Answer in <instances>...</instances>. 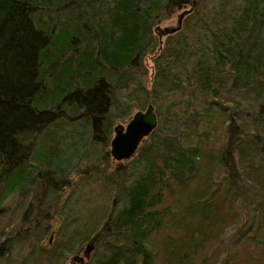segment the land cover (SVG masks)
<instances>
[{"label": "trees", "instance_id": "16d2710c", "mask_svg": "<svg viewBox=\"0 0 264 264\" xmlns=\"http://www.w3.org/2000/svg\"><path fill=\"white\" fill-rule=\"evenodd\" d=\"M137 91L158 127L112 165ZM91 180L102 209L66 213ZM16 247L12 264H264V0H0V264Z\"/></svg>", "mask_w": 264, "mask_h": 264}, {"label": "rangeland", "instance_id": "374dc122", "mask_svg": "<svg viewBox=\"0 0 264 264\" xmlns=\"http://www.w3.org/2000/svg\"><path fill=\"white\" fill-rule=\"evenodd\" d=\"M208 8L213 7L211 2L207 1V5ZM182 11L180 12H176L174 13L173 16L170 17L169 20H166L162 23H160L159 25V29L160 31H158V37L161 38V41H165L164 37V33L165 30H168V32H171V30L176 29L179 27L178 25V21L181 17ZM167 32V33H168ZM147 68L148 69H152L153 66V62L152 59H148L147 60ZM144 93L142 92H134L132 94H130V96L128 98H126V102L128 104H131V106H133V110L131 112V115L133 116L134 113L140 111L139 108H143L142 110H145L148 106V104L142 105L141 103L144 101ZM162 103V101H161ZM165 103V104H164ZM164 108H167V103L165 101H163L162 103ZM129 122V121H128ZM128 122H123L120 124L126 125ZM119 124V125H120ZM117 162H115L113 160L112 165H116ZM77 183L74 182V185H76ZM79 187L77 189L71 187L70 189H68L67 191H65L64 196L62 197V199L60 200L59 204L62 205L63 202L65 200H67L68 198L69 200V205H68V209H66V213H70L72 215L75 216V212L77 211V209L83 208L85 210L88 209H96V210H101L103 207V203L104 201H107V195L106 193H104L102 191V189L100 188V185L98 183H95L93 180H91L90 182H86V183H79ZM15 202V196H10L9 198H7L5 200V206H10L11 208L16 207L14 205ZM21 213V210H17L14 212V214L12 215L11 213H8V216L3 219L2 224H7V225H15V223L17 221L20 220V217L18 216V214ZM85 215V213H84ZM79 225V224H77ZM59 228V224L54 222L52 224H48L47 222L44 223V226L38 229V233L40 234V236L42 237L43 244L47 245L48 243V238L51 239V234H52V230H58ZM12 229V227L10 226L6 231H10ZM87 244L82 246V252L80 255H78L80 257V259L84 256V250L86 248ZM86 256H88L87 254H85ZM76 256V254L74 255H67L66 260H68V264H71V260L73 259V257ZM22 257V253L18 251L17 247L14 250L13 254L9 257V259L7 261H5L2 264H12V263H16L19 262L21 260ZM76 264H80L79 262H76Z\"/></svg>", "mask_w": 264, "mask_h": 264}, {"label": "water", "instance_id": "95a60500", "mask_svg": "<svg viewBox=\"0 0 264 264\" xmlns=\"http://www.w3.org/2000/svg\"><path fill=\"white\" fill-rule=\"evenodd\" d=\"M184 15L185 14L182 13L178 21V28L171 30V32L165 30L164 33L168 32L171 34L180 31ZM158 31H160L159 28ZM157 124L158 118L157 114H155V107L152 104L145 110L134 113L126 125H116L113 131V139L110 143V155L112 160L117 163L131 160L138 151V147L149 138L158 127ZM91 250V247L88 246L85 253L88 255Z\"/></svg>", "mask_w": 264, "mask_h": 264}]
</instances>
